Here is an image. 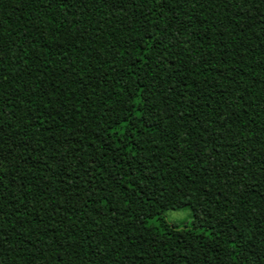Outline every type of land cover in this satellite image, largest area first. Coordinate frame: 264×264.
Instances as JSON below:
<instances>
[{"label":"trees","instance_id":"obj_1","mask_svg":"<svg viewBox=\"0 0 264 264\" xmlns=\"http://www.w3.org/2000/svg\"><path fill=\"white\" fill-rule=\"evenodd\" d=\"M0 264H264V0H0Z\"/></svg>","mask_w":264,"mask_h":264},{"label":"rangeland","instance_id":"obj_2","mask_svg":"<svg viewBox=\"0 0 264 264\" xmlns=\"http://www.w3.org/2000/svg\"><path fill=\"white\" fill-rule=\"evenodd\" d=\"M167 220L173 223H186L191 219V211L187 206H182L177 209H168L164 212Z\"/></svg>","mask_w":264,"mask_h":264}]
</instances>
